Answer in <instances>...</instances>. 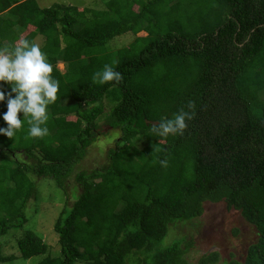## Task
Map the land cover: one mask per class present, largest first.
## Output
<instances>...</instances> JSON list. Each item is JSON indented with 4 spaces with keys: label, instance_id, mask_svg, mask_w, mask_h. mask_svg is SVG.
Masks as SVG:
<instances>
[{
    "label": "trees",
    "instance_id": "16d2710c",
    "mask_svg": "<svg viewBox=\"0 0 264 264\" xmlns=\"http://www.w3.org/2000/svg\"><path fill=\"white\" fill-rule=\"evenodd\" d=\"M127 33L134 39L126 47L104 49ZM38 37L60 87L47 136L30 137L22 113L15 137L0 136V239L26 224L35 184L46 178L66 197L54 224L60 255L26 232L17 242L24 260L188 264L192 242H167L171 229L199 218L204 202H224L256 235L244 260L228 264H264V0H106L102 10L0 0V50ZM106 64L122 73L120 83L94 82ZM189 101L195 115L183 135L152 131ZM6 111L5 101L0 116ZM102 118L120 137L106 164L77 171ZM139 138L140 150L132 143ZM13 258L0 241V264ZM217 261L211 253L197 264Z\"/></svg>",
    "mask_w": 264,
    "mask_h": 264
},
{
    "label": "rangeland",
    "instance_id": "374dc122",
    "mask_svg": "<svg viewBox=\"0 0 264 264\" xmlns=\"http://www.w3.org/2000/svg\"><path fill=\"white\" fill-rule=\"evenodd\" d=\"M42 9L51 8L55 4H63L76 8H89L102 10L103 2L106 0H35ZM135 9V8H134ZM137 37H145V32H140ZM135 36V37H136ZM134 36L130 33L119 36L110 42L104 49L106 51L117 52L126 47ZM42 38L38 37L36 43L40 46ZM57 69L64 73L65 64L57 63ZM1 83V82H0ZM3 83L2 85H4ZM66 103L65 101L63 102ZM106 109L110 105L105 102ZM103 118L98 120L101 125L100 134L94 144L88 148L86 157L78 165L77 171H89L94 167L106 164L109 150L114 149L116 141L120 137L118 130H110L102 124ZM105 134V135H104ZM144 140H134L133 146L140 150L144 146ZM15 146V145H14ZM35 195L29 201L25 209L26 224L20 229H11L6 235L1 237L2 254L5 257H14L12 261L3 264H37L44 257H36L24 260L20 257L17 242L26 232L37 235L48 247L50 257H58L60 249L58 237L54 231V224L63 209L66 197L55 182L50 179H41L35 184ZM70 191V190H69ZM71 191L69 192V194ZM124 203H121L119 210ZM202 215L184 225L172 228L167 242L187 237L192 242V247L184 256L188 264H197L200 257L217 253L216 264H228L231 260L242 262L245 258L246 250L250 244L255 242L256 235L254 229L242 218L236 210H228L224 202L203 203ZM135 260V258L133 259Z\"/></svg>",
    "mask_w": 264,
    "mask_h": 264
},
{
    "label": "clouds",
    "instance_id": "9594fccd",
    "mask_svg": "<svg viewBox=\"0 0 264 264\" xmlns=\"http://www.w3.org/2000/svg\"><path fill=\"white\" fill-rule=\"evenodd\" d=\"M53 65L40 46L27 39H19L11 49L0 50V82L10 86V93L0 90V103L6 101L7 111L0 116L6 127H0V136L13 139L23 127L24 119L18 113L29 117L28 135L43 138L49 134L45 126L48 121V106L55 103L60 83L52 77ZM94 82L120 83L123 75L112 65L106 64L102 71L93 75ZM15 94V95H12ZM195 115V103L189 101L187 110L180 109L173 118L162 119L152 126V131L160 136L183 135ZM161 165L166 167L167 160Z\"/></svg>",
    "mask_w": 264,
    "mask_h": 264
}]
</instances>
